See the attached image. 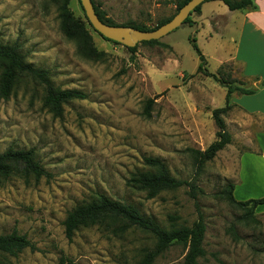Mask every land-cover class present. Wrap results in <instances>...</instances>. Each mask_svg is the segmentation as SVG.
Instances as JSON below:
<instances>
[{"label": "rangeland", "instance_id": "374dc122", "mask_svg": "<svg viewBox=\"0 0 264 264\" xmlns=\"http://www.w3.org/2000/svg\"><path fill=\"white\" fill-rule=\"evenodd\" d=\"M179 1L93 3L115 25L152 30L177 13ZM68 9L102 58L81 56L76 43L62 35L53 0H0V45L16 46L26 63L46 72L54 89L86 96L66 102L61 116L54 117L43 106L44 87L20 76L10 95L0 97V155L8 149L31 151L46 173L39 180L19 174L0 178V236L15 232L33 245L17 256L0 255V264H143L156 240L138 229L116 236L93 226L65 238L67 214L99 196L133 207L165 230L190 227L201 216L205 232L197 264H264V208L255 210L259 225L245 227L236 221L238 211L214 197L227 183L234 185L237 201L264 197L263 118L233 106L224 117L231 143L198 175L188 152L204 151L215 141L211 111L225 105L226 94L220 83L196 72L199 59L190 39L208 73L229 76L246 88L258 84L227 57L228 39L235 36L232 19L239 12L204 3L198 28L183 24L158 44H137L132 56L93 32L78 0H69ZM214 17L217 26L209 21ZM147 101H152L149 117L144 116ZM144 159L160 161L171 177L203 194L183 186L148 199L127 186L133 174L150 171ZM187 250L174 243L151 264H181Z\"/></svg>", "mask_w": 264, "mask_h": 264}, {"label": "trees", "instance_id": "16d2710c", "mask_svg": "<svg viewBox=\"0 0 264 264\" xmlns=\"http://www.w3.org/2000/svg\"><path fill=\"white\" fill-rule=\"evenodd\" d=\"M53 1L57 5L59 28L62 35L67 40L76 43L77 51L81 56L94 60L102 58L104 55L93 47L88 30L83 24L72 18L71 12L68 9L69 0ZM188 1L189 0L179 1L176 4L177 12ZM254 1L255 0H205L204 3L220 2L231 12H242L246 10L256 11L257 7L254 4ZM91 2L99 20L110 26L131 27L139 31H153L171 19L161 22L152 30L146 29L142 26L115 25L110 19L104 16V13L93 3V0H91ZM203 4L196 7L183 24L192 25L191 15L193 13L199 14L200 8ZM86 22L91 28L87 20ZM93 32L95 31L93 30ZM104 40L109 41L107 39ZM109 42L118 45V43L112 41ZM190 42L192 43V47L199 59L196 72L212 78L226 89L225 105L222 108H216L211 111V118L216 127L215 141L204 151L188 150L193 160L195 174L198 175L205 163L213 160L218 152L222 151L231 143V136L226 130L224 117L233 107L231 103L232 95L249 96L255 94L258 89L264 88V77L261 80L256 79V82H258L257 86L251 88L243 87L241 83L235 84V81L229 76L220 79L221 73L210 74L206 71L205 58L197 48L195 40L190 39ZM141 44L155 45L158 44V41L142 42ZM136 47L137 45L133 48L126 49L133 56ZM0 66L2 68L0 75V97L2 98H6L10 95L20 76L29 77L44 87L45 95L43 98V106L48 109L54 117L61 116L62 106L66 102L72 100H84L86 98L82 92L77 90L61 91L54 89L46 72L38 70L32 65L26 63L18 52L16 46L0 45ZM151 104L152 101H147L146 103V108L144 110V116L146 117L150 116L149 107ZM144 164L150 169V171L133 174L127 181V186L145 192L148 199L155 198L163 191H172L183 186L190 187L192 192L197 190L200 194H203V191L197 189L194 184L179 181L171 177L165 165L160 161L155 159H144ZM14 174H19L25 179L33 178L35 180H39L41 177L46 176L45 171L34 161L31 151H14L8 149L0 155V178L5 179ZM233 192L234 185L232 183H227L219 193L214 195V197L221 199L229 207L240 213L236 219L239 224L245 227L258 226L259 221L255 216V210L258 206L264 205V197L247 201H237L233 196ZM62 226L64 236L68 241L72 240L74 234L80 229L93 226L104 227L116 236H121L132 228L149 233L155 238L156 245L155 250L145 257L143 264H151L157 255L164 252L174 243L183 244L188 247L187 253L181 264H197L198 258L203 256L202 241L205 232V225L201 216H199L198 220L190 227H179L165 230L154 221L142 217L133 207L99 196L89 203L80 205L69 212L62 222ZM26 249L33 250V245L25 236L18 235L15 232L0 236V255L17 256Z\"/></svg>", "mask_w": 264, "mask_h": 264}, {"label": "crops", "instance_id": "0c3cea01", "mask_svg": "<svg viewBox=\"0 0 264 264\" xmlns=\"http://www.w3.org/2000/svg\"><path fill=\"white\" fill-rule=\"evenodd\" d=\"M254 4L257 7L256 11H234L239 12L240 15L232 19L236 23L235 31L232 32V35L235 36L230 35L228 39L231 41V53L227 54V57L231 56L234 62L242 65L245 76H256L261 80L264 77V69H259L264 67V0H255ZM201 15L200 8V13L196 14L195 17H193L194 15L191 17L193 26H196L195 28L200 25L198 23L202 18ZM215 18L209 19L212 26H217L215 22L219 19ZM214 31L218 32L219 30ZM254 49L257 51L255 52ZM253 55H256L257 58L254 59ZM233 95V102L231 103L234 107L243 113L261 116L264 120V88L258 89L255 94L249 96ZM259 208H264V205L259 206Z\"/></svg>", "mask_w": 264, "mask_h": 264}, {"label": "water", "instance_id": "95a60500", "mask_svg": "<svg viewBox=\"0 0 264 264\" xmlns=\"http://www.w3.org/2000/svg\"><path fill=\"white\" fill-rule=\"evenodd\" d=\"M78 1L86 20L97 34L104 39L118 43L126 48H133L142 42L158 41L175 31L183 25L186 18L195 8L203 4L205 0H189L167 23L153 31H139L131 27L107 25L97 17L91 0Z\"/></svg>", "mask_w": 264, "mask_h": 264}]
</instances>
